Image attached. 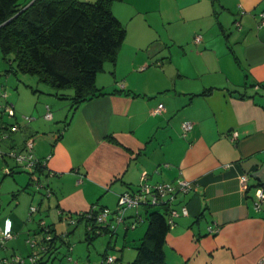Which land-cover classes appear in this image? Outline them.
Instances as JSON below:
<instances>
[{"label": "crops", "instance_id": "crops-1", "mask_svg": "<svg viewBox=\"0 0 264 264\" xmlns=\"http://www.w3.org/2000/svg\"><path fill=\"white\" fill-rule=\"evenodd\" d=\"M111 9L126 33L116 60L105 61L96 74L101 94L73 104V92H56L35 75L9 72L1 81L6 98L0 90V104L6 99L15 113L0 116L9 129L1 150L21 148L31 138L44 168L8 174L4 168L15 163L0 156V239L15 234L0 257L27 259L38 252L39 260L26 264H63L61 241L49 253L40 251L38 222L44 220L57 233L67 232L73 264H105L102 255L114 254L108 250L119 231L115 260L124 253L133 260L135 244L123 247L142 238L146 214L157 207L127 210L114 242L101 240L97 255L93 240L75 236L81 222L70 227L60 214L114 208L146 171L149 183L192 182L171 201L179 214L165 236L169 264H264V201L254 203L264 180V26H258L264 0H119ZM159 103L164 108L155 112ZM184 121L191 123L185 133ZM14 122L19 129L10 130ZM37 180L48 185L49 196L30 186ZM34 202L37 211L29 215ZM183 206L187 214L180 213ZM29 238L37 241L33 248Z\"/></svg>", "mask_w": 264, "mask_h": 264}, {"label": "trees", "instance_id": "trees-1", "mask_svg": "<svg viewBox=\"0 0 264 264\" xmlns=\"http://www.w3.org/2000/svg\"><path fill=\"white\" fill-rule=\"evenodd\" d=\"M114 1L119 0H33L32 2L31 0H0V52L8 65L3 74L14 72L35 75L39 81L48 84L56 92L62 88H71L73 104L101 94L102 91L95 85L96 74L102 70L105 61L116 60L126 33L125 27L112 12L111 5ZM0 90L1 95L6 92L1 81ZM5 102L8 101L5 99L3 103ZM3 103L0 104V109ZM5 115L1 109L0 116ZM14 124L17 123H12L10 130ZM0 128L1 144L2 139L8 135L9 129L3 121L0 122ZM24 145L21 148L11 146L10 149L22 150ZM10 149L0 156L5 159L11 158L6 155ZM13 161L15 166L6 165L8 174L14 172L16 167L21 168L14 159ZM43 168L44 165L39 162L33 172ZM45 186L48 187L47 184ZM139 186L140 181L135 190L127 192L135 193L139 191ZM145 195L148 197V194ZM143 204L147 208L159 207V209L147 212V227L139 243L134 245L136 255L131 264H169L164 254L165 236L169 230L168 205L141 203L139 206ZM103 207L108 206H91L86 212L75 214L77 219L73 224L64 219L62 213L59 214L60 218L66 220L70 226L83 222L87 242H91L98 235L108 233L109 242L112 243L117 227L112 228L111 224L116 217L117 202L114 208L108 207L112 211L108 218L109 225L96 222V216ZM137 207L127 208L124 211L123 222L126 211L136 209L137 212ZM133 216L138 219V214ZM131 224L134 225L135 222ZM38 226L39 231L43 232L44 228L40 227L39 223ZM46 227L51 233V238L42 237L40 251L46 254L55 250L58 247L56 242L59 240L66 245L67 260L72 261L68 259L71 243L64 239L67 232L57 233L49 223H46ZM111 243H109L110 247H112ZM36 254L38 258V252ZM107 255L109 254L103 253L102 261L105 262ZM105 264L110 263L105 262Z\"/></svg>", "mask_w": 264, "mask_h": 264}, {"label": "built area", "instance_id": "built-area-1", "mask_svg": "<svg viewBox=\"0 0 264 264\" xmlns=\"http://www.w3.org/2000/svg\"><path fill=\"white\" fill-rule=\"evenodd\" d=\"M236 24H239L236 22ZM258 26H264V11H261L259 13V21ZM201 35L196 34L193 38V41L195 43H199L201 41ZM3 97H6V92L2 93ZM164 108L162 103H159L157 107L154 109L155 112H161ZM2 112L6 114L7 116H13L14 115V107L13 104L10 102H5L2 104ZM0 109V110H1ZM44 117L47 119H50L52 117V113L49 110L48 106L46 107V112L44 113ZM26 119H30L29 116L25 117ZM191 128V123L188 121H184L182 123V132L185 133ZM12 130H17L18 125L14 124L11 127ZM236 135V132L233 133V136ZM5 134H3V137ZM33 149H34V141L31 138H28L25 141L24 148L22 150H16V149H10L8 152H6V155L12 157L18 165L23 170H26L28 172H33L35 170V167L41 162L44 165V161H40L38 158H36L33 155ZM4 154L3 151L0 148V155ZM6 172H8V168H4ZM148 174L146 171H143L140 174V186L139 191L135 193L130 192H123L119 194L118 201H117V211H116V217L114 220V223L111 224V227L116 228L119 223L123 222V213L127 208H136L141 203H149L152 205H159V204H167L168 205V224L169 226H172L174 224L173 218L174 216H177L179 214L178 211H176L172 205L171 201L175 197V195L179 192L186 193L192 188V182L186 180V179H179L175 183H169V182H158V183H149L147 181ZM247 174H242L240 176V182L242 184H245L247 181ZM35 186L37 189H44L43 194L49 196L50 195V189L49 187L45 186V184L41 183L39 180L35 182ZM148 194V197L145 195ZM255 205L259 206L262 201H264V180L260 181L258 185L255 188ZM146 196V197H145ZM37 211V207L34 205L29 206V215ZM181 214H187V208L183 206L181 208ZM63 218L68 220L69 223L73 224L75 223L77 219V215L67 212H62ZM112 214V211L108 207H103L100 209L96 216V222L102 225H109L108 218ZM40 227L43 229V237L45 239L51 238V233L48 229H46V223L44 220H39ZM133 225V224H132ZM210 232L216 231V229L208 228ZM15 234L11 232H6L3 234V236L0 239V248H5V242L7 239L13 237ZM29 246L33 248L37 241L34 238H29L27 240ZM68 259H71V256H68ZM37 260V254H31L28 256L27 259H24L22 256L18 254L12 255L9 259L7 257H0V264H26V261H29L30 263L35 262ZM115 260V256L112 254L107 255L105 262L111 263Z\"/></svg>", "mask_w": 264, "mask_h": 264}, {"label": "rangeland", "instance_id": "rangeland-1", "mask_svg": "<svg viewBox=\"0 0 264 264\" xmlns=\"http://www.w3.org/2000/svg\"><path fill=\"white\" fill-rule=\"evenodd\" d=\"M8 67V65H7V63L2 59V53L0 52V81H2V80H5V79H7L6 78V76L3 74V72H4V70L6 69ZM14 77L11 75V79H13ZM70 90V91H69ZM67 93V92H73L72 91V89L71 88H62V89H60V93ZM6 119H8L9 117L7 116V115H5L4 116ZM7 157V156H6ZM7 158H9V157H7ZM9 160V159H8ZM10 161H13V158L11 157L10 158ZM4 166H5V164H4ZM3 166V167H4ZM3 167H1V165H0V178L2 177V175H3ZM16 171H21L22 173L23 172H25L26 174H28L29 175V173H28V171H26V170H23V169H21V168H18V167H16ZM30 186H32L33 188H36V186H35V184H34V182H32L31 181V183H30ZM1 194V193H0ZM8 196H9V193L7 194ZM1 196V195H0ZM8 196H7V198H6V200L5 201H7V199H8ZM38 197H39V195H38ZM6 203V202H5ZM5 205V204H4ZM30 205H34V206H36L37 207V205H36V202H34V203H31ZM5 207H6V205H5ZM27 213H29V209H28V212ZM70 227H72V226H70ZM129 232H132V230H130ZM83 233H84V225H83V222H81L80 223V225H79V227L77 228V230L75 231V236L77 235H80V236H82L83 235ZM130 236H131V234L129 233V236H128V239L130 238ZM118 237H119V239L117 240L118 242H117V244H116V247H114V248H111V249H109L108 251H109V253H114L113 255L115 256V254H117L118 256H120L121 255V250H120V248L122 247V243H121V237H122V233H121V231H119L118 232ZM110 238V236H109V234L108 233H106V234H101V235H98L97 237H95L94 239H93V242L90 244V249H91V251L93 252V254H96V250L98 249V250H101L100 249V242H102V243H104V241L106 240V242L108 241V239ZM116 237H114V239H115ZM82 239H83V237H82ZM102 240V241H101ZM77 242V241H76ZM78 242H80V241H78ZM77 242V243H78ZM83 243H84V241H82ZM72 243V242H71ZM76 243V244H77ZM139 243V240H134V241H131V240H129L128 241V244H126L127 246L126 247H123V249H125L126 248V250H133V245L134 244H138ZM104 250V249H103ZM103 250L101 251V253L103 252ZM66 253H67V248L65 247V255L63 256L64 257V261L62 262L63 264L65 263V264H73V262H71V261H67V256H66ZM71 254V256H72V258H73V260H76L75 258H74V256H73V251L70 253ZM135 254V253H134ZM97 255V254H96ZM133 259V258H132ZM128 261H132V260H130V257H128V255L126 254V253H124V255H123V257L121 258V259H119V260H115L114 262H113V264H118L119 262V264H126V262H128Z\"/></svg>", "mask_w": 264, "mask_h": 264}, {"label": "water", "instance_id": "water-1", "mask_svg": "<svg viewBox=\"0 0 264 264\" xmlns=\"http://www.w3.org/2000/svg\"><path fill=\"white\" fill-rule=\"evenodd\" d=\"M33 0H31V2H32Z\"/></svg>", "mask_w": 264, "mask_h": 264}]
</instances>
